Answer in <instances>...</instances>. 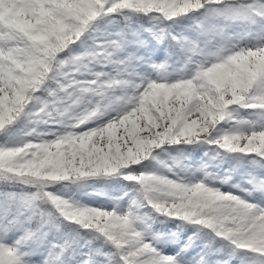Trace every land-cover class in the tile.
<instances>
[{
    "label": "snow or ice",
    "instance_id": "snow-or-ice-1",
    "mask_svg": "<svg viewBox=\"0 0 264 264\" xmlns=\"http://www.w3.org/2000/svg\"><path fill=\"white\" fill-rule=\"evenodd\" d=\"M0 264H264V0H0Z\"/></svg>",
    "mask_w": 264,
    "mask_h": 264
},
{
    "label": "trees",
    "instance_id": "trees-1",
    "mask_svg": "<svg viewBox=\"0 0 264 264\" xmlns=\"http://www.w3.org/2000/svg\"><path fill=\"white\" fill-rule=\"evenodd\" d=\"M87 199V198H86ZM94 199L98 200V201H102L104 198L102 196H97V197H94Z\"/></svg>",
    "mask_w": 264,
    "mask_h": 264
}]
</instances>
